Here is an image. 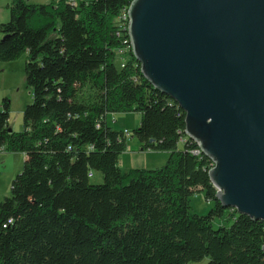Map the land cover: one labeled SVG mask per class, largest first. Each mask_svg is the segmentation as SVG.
<instances>
[{
	"label": "trees",
	"instance_id": "16d2710c",
	"mask_svg": "<svg viewBox=\"0 0 264 264\" xmlns=\"http://www.w3.org/2000/svg\"><path fill=\"white\" fill-rule=\"evenodd\" d=\"M132 1L8 7L0 62L26 55L33 102L20 132L8 98L0 108V151L26 156L0 201V264H264V221L216 200L213 163L193 154L185 113L144 79L125 44L121 15ZM119 51L124 67L115 64ZM131 112L142 120L129 136L109 125L110 115ZM129 139L169 153L167 163L122 171ZM197 193L213 203L207 215L191 214Z\"/></svg>",
	"mask_w": 264,
	"mask_h": 264
},
{
	"label": "water",
	"instance_id": "95a60500",
	"mask_svg": "<svg viewBox=\"0 0 264 264\" xmlns=\"http://www.w3.org/2000/svg\"><path fill=\"white\" fill-rule=\"evenodd\" d=\"M129 18L141 74L185 113L216 200L264 221V0H133Z\"/></svg>",
	"mask_w": 264,
	"mask_h": 264
},
{
	"label": "rangeland",
	"instance_id": "374dc122",
	"mask_svg": "<svg viewBox=\"0 0 264 264\" xmlns=\"http://www.w3.org/2000/svg\"><path fill=\"white\" fill-rule=\"evenodd\" d=\"M30 4H47L52 0H25ZM13 0H0V24L7 23L10 20L11 12L8 8L12 4ZM1 39V37H0ZM123 55L117 53V58L115 64L117 67L122 63ZM25 66H26V55L22 56L18 60L12 62H0V108L4 99L8 98L11 103L10 111V122L14 130L18 132L23 130V113L25 108L33 102L32 92L28 88L25 76ZM142 120V115L137 112L131 113H118L109 116V125L117 131L120 129H127L131 132L139 128ZM132 146L135 145V141L131 142ZM135 147V146H134ZM135 151V150H134ZM128 154L139 155L137 157L138 164L133 165L134 168L159 169L162 168L166 162L161 161H149L146 158L145 153H139L136 149L135 153L132 151ZM143 156V158H142ZM122 157V156H121ZM123 159V160H122ZM120 167L125 172L130 170L125 163V158H122ZM120 160V161H121ZM149 161V162H148ZM128 168V169H127ZM23 170V169H22ZM94 184H102L103 176L100 173H95L92 178ZM11 195V187L10 194ZM191 214L204 216L207 215L213 208V203L206 200L204 193H197L190 198ZM223 222L217 220L215 222V227L222 225ZM208 260H205L202 264H207Z\"/></svg>",
	"mask_w": 264,
	"mask_h": 264
},
{
	"label": "crops",
	"instance_id": "0c3cea01",
	"mask_svg": "<svg viewBox=\"0 0 264 264\" xmlns=\"http://www.w3.org/2000/svg\"><path fill=\"white\" fill-rule=\"evenodd\" d=\"M9 122H10V120H9ZM10 126L13 129L11 122H10ZM120 130H122L124 132H131L130 130H127V129H120ZM14 131H16V130H14ZM16 132H18V130ZM132 141H135V145H134L135 147L131 145ZM136 149H138L139 153H145L146 158L147 159L149 158V161L150 160L155 161V162L161 161L162 163L165 161L167 163L169 156H170L169 153H167V152H154V151L144 152L141 149V144L136 139H129L128 140V149L122 155L120 160L122 158H125V161H126L125 163H127V165H128L127 167H130L129 168L130 170L142 169V168H134V166H133L136 164L141 165V164H138L137 157L139 155L128 154L131 151L133 153H135ZM142 158H143V156H142ZM25 160H26V156L24 154L8 153L5 151H0V201H3L5 198L9 197L10 187H11L12 181L18 174H20L22 172V169L24 168ZM122 160L119 162V166H120ZM152 169H154V168H152ZM130 170H127L125 172H129Z\"/></svg>",
	"mask_w": 264,
	"mask_h": 264
},
{
	"label": "built area",
	"instance_id": "2783aa9c",
	"mask_svg": "<svg viewBox=\"0 0 264 264\" xmlns=\"http://www.w3.org/2000/svg\"><path fill=\"white\" fill-rule=\"evenodd\" d=\"M129 24H130V18H129V9H128L127 11L123 12L122 15H121V29H126L127 32H128V36H129ZM128 42H129V44H130V49H131V41H130V37H129V40H126V41H125V44H128ZM131 51H132V50H131ZM118 53H119L120 55H123V54H124L123 51H119ZM123 63H124V60H123V58H122V63L120 64L121 67H124ZM125 134H126L127 136H129V135H130V132H125ZM193 154L196 155V156L203 155V154L201 153L200 149L197 150V151H194Z\"/></svg>",
	"mask_w": 264,
	"mask_h": 264
}]
</instances>
